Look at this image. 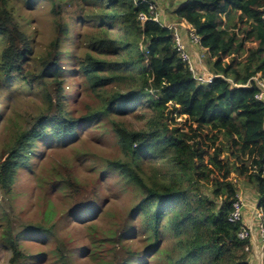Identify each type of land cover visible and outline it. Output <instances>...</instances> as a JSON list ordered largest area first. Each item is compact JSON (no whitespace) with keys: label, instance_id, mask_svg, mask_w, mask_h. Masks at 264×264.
Here are the masks:
<instances>
[{"label":"trees","instance_id":"1","mask_svg":"<svg viewBox=\"0 0 264 264\" xmlns=\"http://www.w3.org/2000/svg\"><path fill=\"white\" fill-rule=\"evenodd\" d=\"M11 1L0 0V39L5 43L0 88L20 78L27 88L43 92L45 108L31 115L28 125H17L0 152L4 194L20 184L16 177L37 143L71 145L85 125L120 117L112 119L110 129L120 151L103 163L133 202L114 220L113 230L100 233L93 227L102 213L95 183L87 189L68 170H52L54 180L46 185L69 176L57 182L68 188L69 213L85 221L90 238L87 250L86 245L74 248L73 236L66 242L54 226L36 225L56 235L55 262L74 264L75 251L85 249V258L97 254L99 264H155L147 255L164 264H251L250 241L238 235L244 223L229 218L238 180L255 186L264 212V99L256 97L259 88L252 79L257 74L264 79V0H182L173 11L185 26L179 29L182 41L193 32L205 50L208 71L217 75L207 84L196 80L183 59L174 30L140 19L141 13L150 16L149 2L45 0L54 35L44 55L31 57V35ZM71 9L77 16L66 21ZM72 31L73 74L81 73L84 86L98 97L80 116L69 111L63 94L62 62L68 50H62V42ZM82 47L87 51L79 56ZM130 115L144 124L128 127L122 118ZM130 229L133 235L124 238ZM22 234L10 221L2 232L0 249L12 253L10 264H22L25 258ZM141 236L147 243L137 247L132 239ZM103 239L113 246L107 256L100 250Z\"/></svg>","mask_w":264,"mask_h":264},{"label":"rangeland","instance_id":"2","mask_svg":"<svg viewBox=\"0 0 264 264\" xmlns=\"http://www.w3.org/2000/svg\"><path fill=\"white\" fill-rule=\"evenodd\" d=\"M155 1L159 11L169 20L168 24H174L179 28L185 27L178 22L173 14L182 0ZM10 3L15 5L16 16L31 35L34 53L30 56L44 55L54 35V19L50 8L47 7V2L45 0H33L32 4H27L24 0H13ZM76 16L74 9H71L65 20L73 21ZM185 35L189 40L188 35ZM73 40L72 31L69 40L62 42V50H68L64 57L65 60L62 62L65 68L63 94H65L69 111L73 112L75 116H80L87 113L89 107L96 105L98 97L84 86V77L81 73L73 74L76 60H70L69 56L75 52ZM4 46V40L0 39V60ZM193 48L189 53L197 62V64L193 62L194 66L196 65L194 72L196 74L207 73L208 65L205 61V50L194 43ZM86 51L87 49L82 47L78 50L79 56H83ZM110 58L108 56V59ZM34 62H36L35 58ZM258 76L261 75L258 74ZM19 80L20 78L13 80V82L7 80L4 82V89L0 88V152L11 141V136L17 125H28L30 116L45 108L43 92L35 87L27 88ZM262 81L264 82V80ZM112 119L118 120L120 117L102 118L99 122L85 125L80 130L79 140L71 145L37 143L34 146L35 153L30 157L29 164L22 168L16 177L20 183L18 187L9 195L4 194L0 189V240L9 221L18 230H23V234L20 236V244L25 258L22 264H57L51 254L56 245V235L46 234L41 229H35L39 223L45 227L54 226L66 242L69 237L73 236L71 245L74 248H77L75 246L86 245L87 250L90 244V238L86 237L88 225L84 223L85 221H79L78 218L74 220L73 212L69 213L72 203L68 195L69 190L65 185L58 183L59 180L69 176L60 175L56 179L58 182L54 181L53 183L55 186L49 187L46 184L54 180L51 174L52 170H68L87 189L89 185L95 183L98 192L96 195L101 196L102 199L100 203L102 213L95 218V224H93L98 232L113 230L114 220L127 213L133 199L123 189L122 184L117 181L115 174L109 171L110 169L105 167L103 163L106 158H112L120 151L116 139L110 131ZM122 120L130 128H139L144 124L141 118L132 115L122 118ZM106 170L108 172L102 177L101 174L105 173ZM98 181L99 183H97ZM237 186L239 187L238 196L243 199L245 204L243 214L246 209H250L249 205H251L249 210L251 221L247 223L243 220V223L246 227L248 225L251 227L253 236H257L256 239L254 238L255 243H257L259 240L258 221L255 220L256 216L252 215V212L254 213L256 206H258V193L255 186L244 180H238ZM51 211L54 213L51 214ZM29 226L32 229L26 228ZM133 233V229L128 232L125 231L124 238H129ZM102 237L98 239L97 247ZM106 240L108 239H103V244L100 247L102 256L109 255L113 248L110 240L109 243ZM132 240L136 242L137 247H144L147 243L142 236ZM75 252L73 254L74 264H99L97 261L99 255L92 254L86 259L85 249ZM250 252L251 264H259L257 256L255 258L254 255L257 249L250 250ZM11 257L12 253L9 250L0 249V264H10ZM102 258L105 259V257ZM145 258L146 260H154L155 264H164L162 261L159 262V260L154 259L153 256L147 255ZM143 263L138 262L136 264Z\"/></svg>","mask_w":264,"mask_h":264},{"label":"built area","instance_id":"3","mask_svg":"<svg viewBox=\"0 0 264 264\" xmlns=\"http://www.w3.org/2000/svg\"><path fill=\"white\" fill-rule=\"evenodd\" d=\"M142 2L150 3V16H148L147 14L141 13L139 16L140 19L142 21H145L150 18L158 22L160 25L174 30L177 44H178V49L181 51V55L183 59L189 62L190 69L193 71L196 80L200 83H206V84L211 83L213 81V78L216 77L217 75H214L209 71L207 73H202V74H196L194 72V68L196 65L194 66L192 57L187 50L186 43H184L181 39V36L179 33L180 28L174 24L173 25L168 24L169 20L164 15H162L161 11H159L158 5L155 0H142ZM187 35H188L190 43L192 44L198 43L199 38L193 32H189V34L187 33ZM252 79H254V81L256 82L259 88V92L257 93L256 97L260 100L264 99V82L262 81L264 79L261 78V76H258V74L257 76H254ZM244 206L245 204L243 202V199L240 196H238V199L234 203V211L231 213L229 219L234 222L240 221V220L243 221L244 220V214H243ZM256 207L257 208L255 209L254 215L256 216L255 220L258 221V228H259L258 229L259 231L258 242L255 243L254 238L257 236H253V231L249 225L247 227L243 225L238 235L241 239H246V238L249 239L250 245L247 247V250L254 251L255 249H257V252L256 253L254 252L255 258L257 256L259 260V264H264V212H263L262 207H258V206ZM256 244H259V245H256Z\"/></svg>","mask_w":264,"mask_h":264},{"label":"crops","instance_id":"4","mask_svg":"<svg viewBox=\"0 0 264 264\" xmlns=\"http://www.w3.org/2000/svg\"><path fill=\"white\" fill-rule=\"evenodd\" d=\"M187 36L185 35V43H186V46H187V49L188 50H192V49H194L193 48V44L192 43H190L189 42V40L187 39ZM249 204H250V202H249ZM248 204V205H249ZM249 207H250V209H251V205H249ZM249 209V210H250ZM248 209H246L245 210V212H244V221H246L247 223H248V221L250 222L251 220H250V216H251V214H250V211H249ZM252 215H254V213L252 212ZM252 262V261H251Z\"/></svg>","mask_w":264,"mask_h":264}]
</instances>
